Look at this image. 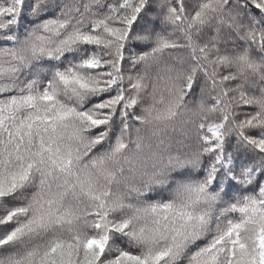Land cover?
Here are the masks:
<instances>
[{"label":"snow or ice","instance_id":"snow-or-ice-1","mask_svg":"<svg viewBox=\"0 0 264 264\" xmlns=\"http://www.w3.org/2000/svg\"><path fill=\"white\" fill-rule=\"evenodd\" d=\"M25 2L0 0V264H264V0H159L158 29L151 0H35L21 32Z\"/></svg>","mask_w":264,"mask_h":264},{"label":"trees","instance_id":"trees-1","mask_svg":"<svg viewBox=\"0 0 264 264\" xmlns=\"http://www.w3.org/2000/svg\"><path fill=\"white\" fill-rule=\"evenodd\" d=\"M48 2L50 4H61L63 2V3L68 4L69 6H72V5L82 6L84 3H87L88 0H48ZM151 2L153 4V7H151L148 10V13L146 15L142 14V15H144V19L142 21H140L139 23H140L141 27H143V28H157L158 29L159 28V20L156 18L157 9H156L155 5L159 3V0H151ZM33 3H35V0H26V2H25L23 12L19 18V26H20L21 32H23L24 29L28 28L32 24L38 22V20H36L32 17V14L30 12V6ZM195 3H197V0H185V7L189 11H192V6ZM173 4L175 5V0H173ZM55 11H59V8H56ZM48 15L50 16V15H52V13L49 12ZM44 18H47V16H41L40 17V19H44ZM204 34L206 37L209 35H213L214 33L210 29H205ZM237 43H240V42L238 41ZM133 47L136 49V51L146 50V49H143L142 47L136 46V45H134ZM229 47H232V45L230 44ZM253 55H257V53L254 51ZM201 88H205V89L207 88V86L204 84V81L202 78H200L198 80L197 84L194 85L193 95L188 98L189 100H191L193 102L189 105L190 107H194L195 103L198 102L202 98L201 91H200ZM203 98H205V99L207 98V91H205ZM251 110L252 109H249V108L242 109V111H251ZM240 118H242V117H240ZM172 135L174 136V139L176 141H181V143L175 145L176 148H179L181 150L186 151L187 149L184 148V145L187 144V145L191 146L193 148V150H195V144L193 141L184 140V138L180 135L179 132L173 133ZM103 150L104 149H100L98 146V148L96 150H94V152L103 151ZM225 150L227 153L233 154L232 158H233L234 164L237 167V169H239V166L241 164L249 162L250 157L245 154L244 150L237 148L234 138H231V137L229 138V140L225 144ZM206 163H207V160H205V164ZM221 176H222V173H221ZM224 186L228 192V196H226L225 199H229L232 196L240 194L236 191L237 185H235V183H233L232 185H228L227 183H225ZM149 198L152 200H155V199H159L160 197L158 195H156L155 193H150Z\"/></svg>","mask_w":264,"mask_h":264},{"label":"rangeland","instance_id":"rangeland-1","mask_svg":"<svg viewBox=\"0 0 264 264\" xmlns=\"http://www.w3.org/2000/svg\"><path fill=\"white\" fill-rule=\"evenodd\" d=\"M203 242H201V244H202Z\"/></svg>","mask_w":264,"mask_h":264}]
</instances>
